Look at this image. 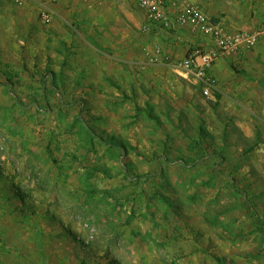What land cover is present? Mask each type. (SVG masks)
Wrapping results in <instances>:
<instances>
[{"label":"rangeland","instance_id":"rangeland-1","mask_svg":"<svg viewBox=\"0 0 264 264\" xmlns=\"http://www.w3.org/2000/svg\"><path fill=\"white\" fill-rule=\"evenodd\" d=\"M55 1L0 2V264H264V74L204 96L140 16L88 33Z\"/></svg>","mask_w":264,"mask_h":264},{"label":"crops","instance_id":"crops-1","mask_svg":"<svg viewBox=\"0 0 264 264\" xmlns=\"http://www.w3.org/2000/svg\"><path fill=\"white\" fill-rule=\"evenodd\" d=\"M1 1L2 0H0V2ZM189 1L199 5L209 18H218L220 20V22H215L213 19L215 23L218 22L232 31H245V28L240 26V23L242 25L245 24L243 23L244 19H242V16L246 10H252L253 15H258V17L262 16L264 19V0H252L254 4L248 0L250 3H247L249 6L247 8H244L243 4L241 8V5L236 0ZM53 5L54 6H49L52 8L53 15H55L54 21L62 18L68 19L69 17L75 18L77 23L76 27L88 33L96 32V30L101 32L116 31V28L112 29L110 26L121 25L123 18H129V23L134 24V17L138 18V16H140V32L142 33V37H144L141 39L149 42V49L147 51L150 53H146V57L151 56V58L147 59L149 60L147 64H152V70H154V68L161 70L163 74H166V80L169 81H172L171 71L173 69L169 64L172 59L183 58L190 49L197 50L204 48L208 51L212 45L209 37L191 33L187 28L179 29L173 26L172 30L159 28L150 33L142 32L141 29L146 20L144 14L138 8L136 0H56ZM224 8L232 10L227 12ZM263 19L260 18L256 21V28L260 26V22ZM252 23H254V21ZM248 27L249 26H247V28ZM133 29L132 26H128V36H130L129 42H134L133 45L129 43V47H136L135 41L139 39L141 35ZM156 46L160 47L162 50L161 55L158 53L156 54ZM234 61L237 62V64L232 63ZM235 65H241L243 69H246V75L249 78L259 80V76L264 74V40H262L254 50L242 56H218L212 66L213 68L210 70L212 75L222 82L224 87L223 90L228 91V93L237 92L244 96L249 93V91H247L249 86L245 81V76H243V79H237V77L232 75V68H234ZM251 72L252 74H250ZM118 78H123V76L121 75Z\"/></svg>","mask_w":264,"mask_h":264},{"label":"built area","instance_id":"built-area-1","mask_svg":"<svg viewBox=\"0 0 264 264\" xmlns=\"http://www.w3.org/2000/svg\"><path fill=\"white\" fill-rule=\"evenodd\" d=\"M14 6L21 7L22 0H12ZM137 6L145 16L141 31L150 33L153 30L187 28L191 33L209 37L213 41L215 52L208 54L193 53L187 59L172 68L183 71L203 85V95L210 96L219 92V82L209 76L212 64L218 56H242L254 50L264 40V19L253 31H232L215 23L197 4L189 0H136ZM49 20L48 15H44ZM158 53V52H156Z\"/></svg>","mask_w":264,"mask_h":264}]
</instances>
